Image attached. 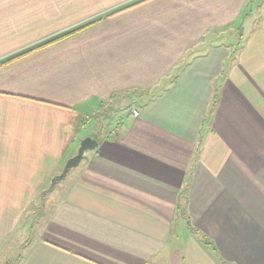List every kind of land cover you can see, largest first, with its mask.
<instances>
[{
	"label": "crops",
	"instance_id": "obj_1",
	"mask_svg": "<svg viewBox=\"0 0 264 264\" xmlns=\"http://www.w3.org/2000/svg\"><path fill=\"white\" fill-rule=\"evenodd\" d=\"M127 103L111 134L83 135ZM87 137L98 147L8 247ZM2 252L264 264V0H0Z\"/></svg>",
	"mask_w": 264,
	"mask_h": 264
},
{
	"label": "rangeland",
	"instance_id": "obj_2",
	"mask_svg": "<svg viewBox=\"0 0 264 264\" xmlns=\"http://www.w3.org/2000/svg\"><path fill=\"white\" fill-rule=\"evenodd\" d=\"M227 37L229 38L230 35H228ZM227 40H226V42H227ZM150 95L152 96V94H150ZM132 108H133V106H131L127 103V104H125L124 108H120V109L117 108V109H115V111H112V112L107 111L105 113V115H98L96 112H94V115H93V113L92 114L90 113L89 114L90 119H88L84 123L85 128L83 131V135H86L87 133L91 134L93 132L92 131L93 129L97 130L98 132H102V135H105V136H107L108 134H111L112 129L115 128L116 124L119 121V118L127 115V113L129 111H131ZM106 115H109V117L107 118ZM120 119H122V118H120ZM103 120H104V122H103ZM102 122H103V125L100 126ZM97 126L99 128H97ZM52 180H51V182H52ZM50 186H51V183H50L48 189L50 188ZM48 189H46L45 191H42L41 196H38L40 198L36 200L37 201L36 204H32V205L27 206V207H21L22 211L24 209H25V211L23 213L24 214V220L19 223L20 224L19 225V231L17 233V235L19 234V241L16 239V237L13 236V239L9 240V243L7 245L8 247H15L16 243L19 242L18 246L21 249V246H25L28 244V238H26V236H29V233L33 230L32 224H33V220L35 219V217L32 218L33 214L37 215L38 213H40L41 207H44L46 204L49 205V203L52 202L53 197L58 192H60L61 189H63V188L58 186L57 191H55V192L51 191V192L47 193L46 196H43L44 193ZM20 219H22V218H20ZM3 256H5V255L2 252V254H0V264H4V262H2Z\"/></svg>",
	"mask_w": 264,
	"mask_h": 264
},
{
	"label": "water",
	"instance_id": "obj_3",
	"mask_svg": "<svg viewBox=\"0 0 264 264\" xmlns=\"http://www.w3.org/2000/svg\"><path fill=\"white\" fill-rule=\"evenodd\" d=\"M98 145L99 142L96 139H93L91 137H87L83 139L78 154L67 161L62 173L52 180L50 188L44 193L43 196H46L47 193L53 191L56 185L66 178L70 170L77 167L80 164V162L84 158L85 152L96 149Z\"/></svg>",
	"mask_w": 264,
	"mask_h": 264
},
{
	"label": "trees",
	"instance_id": "obj_4",
	"mask_svg": "<svg viewBox=\"0 0 264 264\" xmlns=\"http://www.w3.org/2000/svg\"><path fill=\"white\" fill-rule=\"evenodd\" d=\"M131 6H132V5H131ZM133 6H135V5H133ZM129 7H130V6H128V7H126V8H129ZM126 8H125V9H126ZM216 103H217V95L215 94V95H214V99H213V101H212V107H211L210 115H211V113H213V110H214V108H215V106H216ZM201 241H202V243H203L206 247H209V248L211 249V251L214 252L215 255H217L216 249H213L212 244L208 241V239L203 238V239H201ZM219 261H220L221 264H225V262H224L223 260L219 259Z\"/></svg>",
	"mask_w": 264,
	"mask_h": 264
},
{
	"label": "built area",
	"instance_id": "obj_5",
	"mask_svg": "<svg viewBox=\"0 0 264 264\" xmlns=\"http://www.w3.org/2000/svg\"><path fill=\"white\" fill-rule=\"evenodd\" d=\"M133 113H134V115H136L137 114V111L135 110V111H133Z\"/></svg>",
	"mask_w": 264,
	"mask_h": 264
}]
</instances>
